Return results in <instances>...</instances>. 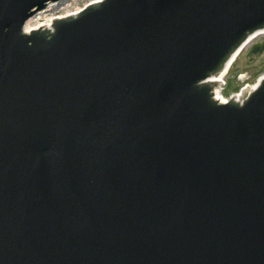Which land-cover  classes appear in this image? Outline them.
Here are the masks:
<instances>
[{
	"label": "water",
	"instance_id": "1",
	"mask_svg": "<svg viewBox=\"0 0 264 264\" xmlns=\"http://www.w3.org/2000/svg\"><path fill=\"white\" fill-rule=\"evenodd\" d=\"M63 1L0 0V264H264V79L226 104L209 81L264 0H102L24 33Z\"/></svg>",
	"mask_w": 264,
	"mask_h": 264
},
{
	"label": "rangeland",
	"instance_id": "2",
	"mask_svg": "<svg viewBox=\"0 0 264 264\" xmlns=\"http://www.w3.org/2000/svg\"><path fill=\"white\" fill-rule=\"evenodd\" d=\"M71 4L66 10L71 12L74 10L83 9L86 5L100 0H68ZM77 12V11H75ZM47 17L63 15V11L54 9L46 14ZM257 45L263 47L260 52H253V47ZM246 75H248L246 77ZM245 76V79H239ZM264 76V37H259L254 40L243 52L233 68L229 71L225 78L226 86L224 87V95L230 97L233 94H238L240 89L245 85H255L260 78Z\"/></svg>",
	"mask_w": 264,
	"mask_h": 264
},
{
	"label": "bare ground",
	"instance_id": "3",
	"mask_svg": "<svg viewBox=\"0 0 264 264\" xmlns=\"http://www.w3.org/2000/svg\"><path fill=\"white\" fill-rule=\"evenodd\" d=\"M70 1L65 0L62 3H60L57 6H52L49 9H47L45 12H41L39 14H37L36 16H34L32 19H30L27 23L26 26L24 28V32L26 34H31L34 31H43V30H48L51 31L52 30V23L54 21V19H58V18H67L68 16H74V14L76 13L74 11L71 12H67L68 10L65 11V9H67L68 7H70ZM56 9H61V11H63V15H60V17H56L52 16V17H47L46 14L50 13L51 11ZM259 37H264V33L257 35L253 38H251V40L241 49L239 50L227 63V65L224 68V71L222 73H220L217 76H212L209 81L210 82H214V81H223L225 80L227 74L229 73V71L233 68L234 64L238 61V59L240 58V56L243 54V52L245 51V49L257 38ZM264 79V76L262 77L261 81ZM258 84V83H257ZM257 88V85H255L254 87H252L251 89H249V87H247L245 90H243V93L241 95H237L234 98V102L235 103H241L243 101V99L250 93L255 91ZM219 91V94H218ZM215 93L218 94V98H221V94L223 93L222 90V86L217 88L215 90ZM214 93V94H215ZM222 99V98H221ZM222 101H227V99H222Z\"/></svg>",
	"mask_w": 264,
	"mask_h": 264
},
{
	"label": "flooded vegetation",
	"instance_id": "4",
	"mask_svg": "<svg viewBox=\"0 0 264 264\" xmlns=\"http://www.w3.org/2000/svg\"><path fill=\"white\" fill-rule=\"evenodd\" d=\"M262 48H263V47H259V46L255 45V46L253 47V52H260V51H262Z\"/></svg>",
	"mask_w": 264,
	"mask_h": 264
},
{
	"label": "built area",
	"instance_id": "5",
	"mask_svg": "<svg viewBox=\"0 0 264 264\" xmlns=\"http://www.w3.org/2000/svg\"><path fill=\"white\" fill-rule=\"evenodd\" d=\"M222 90H223V87H222ZM218 94H219V91H218ZM218 94H217V98H218Z\"/></svg>",
	"mask_w": 264,
	"mask_h": 264
}]
</instances>
